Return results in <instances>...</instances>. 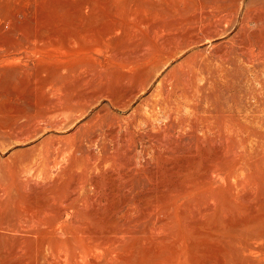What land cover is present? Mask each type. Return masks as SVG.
<instances>
[{
    "label": "rangeland",
    "instance_id": "374dc122",
    "mask_svg": "<svg viewBox=\"0 0 264 264\" xmlns=\"http://www.w3.org/2000/svg\"><path fill=\"white\" fill-rule=\"evenodd\" d=\"M83 1L85 4L81 6ZM239 1L0 0V204L6 203L8 209L5 216L1 214L2 219L16 211L14 197L21 201L15 193L18 190L26 194L27 201L33 199L30 209L35 203L41 206L37 207V218L21 215L19 220H39L37 228L41 229L56 222L65 227L63 231L78 232L87 238L88 246H92H85L81 238L67 240L60 234L53 243L69 257H57L56 262L52 260L50 264H82L83 261V264H264V0ZM219 3L240 4L241 7L231 19L230 16L224 18L227 23L220 22L223 26L211 38L182 44V48L153 72L146 89L136 93L126 108L110 106L105 97H97L80 112L79 106L69 104L72 94L83 92L85 87H100L97 81L90 82L88 75L104 78L113 71L122 73L115 67L119 57L111 58V54L98 45H124L122 50L126 55H136L140 35L151 37L158 27L152 12L164 16L166 27L181 30L197 12L208 14L202 24L218 21L226 11L217 14L206 6ZM64 6L71 13L84 15L88 38L72 47H65L60 41L39 44L35 48L30 46L27 38L33 36L35 28L45 32L32 20L31 12L45 18L60 13ZM140 17H145L146 22L138 27L142 31L136 27ZM115 24L121 29L112 30ZM131 30L138 33V41L136 38L123 40ZM148 48L146 55L160 49L155 44ZM106 57L108 60L104 61ZM64 65L68 67L66 71ZM168 79L174 88L170 101L179 100L173 121L182 123L180 130L176 127L178 124L171 125L180 131L182 144L188 143V137L193 143L192 147L185 143L183 149L174 148V153L161 152L165 161L161 156L151 160L147 147L152 142L155 144L159 131L167 129L170 121L159 113L156 122L146 128L142 123L131 127L128 119L136 122L139 113H146L152 97L163 92L160 81ZM46 81L55 85L41 86ZM63 84L65 89H56ZM192 88L198 91L192 92ZM46 96L58 97L62 108H67L60 110V115L56 113L58 119L67 118L63 127L43 126L32 137L20 140L12 132H1L7 125L26 129L31 123L26 117L32 113L31 103L39 105V114ZM195 100H198L196 106ZM229 103L233 105L231 119L225 117ZM135 108L138 110L132 114ZM209 113L213 117L210 118L213 132L202 138L191 134L189 122L197 123L200 135L204 115ZM174 142L180 144L173 135L166 143L172 148ZM126 147L135 152L132 164L127 163ZM142 149L145 154H141ZM95 162L100 167H88ZM223 164L235 170L233 177L220 185L223 180L215 176L216 172L208 177L205 170L207 165ZM197 190L200 191L193 196L192 192ZM7 194L14 203L5 202ZM180 196H185V205L177 209ZM212 199L213 204H210ZM179 211L185 218H179ZM41 221H45L44 224ZM0 242V249L5 250L1 256L7 260L5 264L32 262L28 249L32 245L30 237L26 239V244H30L24 254L12 252V241L4 242L0 238ZM93 249H97L96 255Z\"/></svg>",
    "mask_w": 264,
    "mask_h": 264
},
{
    "label": "bare ground",
    "instance_id": "6f19581e",
    "mask_svg": "<svg viewBox=\"0 0 264 264\" xmlns=\"http://www.w3.org/2000/svg\"><path fill=\"white\" fill-rule=\"evenodd\" d=\"M237 1V0H234ZM192 2V1H191ZM196 2V1H195ZM211 2V1H210ZM241 2V0L239 1ZM213 3V2H212ZM85 4V1L81 2L80 5L83 6ZM134 4V3H133ZM188 4V3H187ZM196 4V3H195ZM199 4V2L197 3ZM196 4V5H197ZM203 4V3H202ZM192 6V5H191ZM204 7V6H202ZM210 9V11H215V13L217 14H223L225 11L226 13H224V15H220L219 16V20L217 18L218 21L215 22H207L205 24H202L203 20L205 19V15L206 17L208 16V14H200V13H196V15L193 17V19L191 18V21L189 23V25H187L186 28L184 29H178V28H174V29H170L169 27H166V25H164V16H158L157 13H153L152 12V17L156 18L158 20V27L156 28L155 26H153L154 28H156V31H154V35H152L151 37H145L143 35H140V40H141V44H139V49L138 51H136V55L133 56H129L125 54V51L122 50V48L124 47V45H118V44H108V43H102L101 45H98V48H103L106 50V52H109L111 55V58H115L116 56H118L119 58L117 59V61H115V67L116 68H120L122 70V73H117L115 71L107 74L104 78H101V76L96 75L92 76L90 73V75H88L90 77V82L92 80H95V82L97 81L100 85L99 88H91L89 89L88 87H85V90L79 94H72L70 97V101L69 104L71 106H79L78 112L81 111V109H83L84 107L89 105V102L91 103V101H95V99H97V97H105V99H108L109 105L112 107H116V108H120V109H124L126 108L129 103L131 102V100L133 99V97L135 96L136 93L141 92L142 90L146 89L145 87L147 86L152 74L154 71H156L162 64H164L169 58H171V56H173L179 48H182V44L183 46H185L184 44L190 43V42H194V41H198L200 39H209L212 36H214L215 34L218 33L219 31V27H222L223 25H220L221 21H225L227 23V21L225 20V17L230 16V19L233 15H235L237 12H239L238 10L240 9L241 5L240 4H226V3H219V4H214V5H209L206 6ZM197 8V7H195ZM198 8H201V6L199 5ZM208 9V11H209ZM206 11V9L204 10ZM209 11V12H210ZM157 12V11H156ZM207 12V11H206ZM32 13V20L34 22H38L41 27L43 28V30L45 32H43L41 29L35 28L33 31V36L31 38H27V40L30 43V46H32L33 48H35L37 45L39 44H46L50 41H60L63 42L65 47L71 46L76 44V42H80V41H85L88 37V34H86V29L84 27V15H80L79 13H71V11H69L66 6L63 7L62 11L58 14L49 16V17H45V18H40L38 15H36L34 12ZM193 14V13H191ZM190 15V14H189ZM212 15V14H210ZM237 15V14H236ZM144 16V15H143ZM216 16V15H215ZM214 16V18H215ZM258 16V15H257ZM166 17V16H165ZM86 18V17H85ZM141 18V17H140ZM145 17H142L139 21L138 24L136 25V27H141L144 23H146L145 21H143ZM225 18V19H224ZM248 18V17H247ZM177 19V18H176ZM208 19V18H207ZM233 19V18H232ZM174 20V19H173ZM179 20V19H177ZM148 21V20H146ZM167 21V20H165ZM168 22V21H167ZM177 22V21H176ZM137 23V22H136ZM155 23V22H154ZM166 23V22H165ZM178 23V22H177ZM180 23V22H179ZM223 23V22H222ZM149 24V23H148ZM183 26V25H182ZM178 27V26H177ZM148 28V26H147ZM172 28V27H171ZM117 30V29H121L119 25H113L112 26V30ZM138 30H141L138 28ZM149 30V29H148ZM147 30V31H148ZM155 30V29H154ZM142 31V30H141ZM151 31V28H150ZM108 33V32H107ZM143 33V32H142ZM151 33V32H150ZM138 33L136 32V30L134 31H130L128 33V36L123 38L124 41H129L130 38H136L138 37L137 35ZM103 36V35H102ZM261 38V37H259ZM143 40V41H142ZM121 41V38H120ZM138 41V39H137ZM243 42V41H242ZM241 42V43H242ZM144 43V44H143ZM152 44H155L156 46H158V48L160 49H153V53H151L150 55H146V50H149L148 47L152 46ZM246 44V43H245ZM146 46V47H145ZM75 47V46H73ZM241 49V48H240ZM132 53V54H135ZM244 54V53H243ZM242 55V54H241ZM244 56V55H243ZM225 57V56H224ZM108 57L104 58V61H107ZM111 60V59H110ZM113 61V60H111ZM68 63V62H67ZM113 63V62H112ZM68 65V64H67ZM70 65V64H69ZM81 65V64H79ZM78 65V66H79ZM58 66V65H57ZM63 67V65L61 66ZM71 68H73L72 66H70ZM56 68V67H55ZM65 71L68 69V67L63 68ZM81 69V68H79ZM55 70H58L55 69ZM78 71V70H77ZM56 72V71H55ZM74 72V71H73ZM86 72V71H85ZM99 72V71H98ZM84 73V72H83ZM92 73V72H91ZM63 74H66V72H64ZM74 73H72L73 75ZM54 75V74H52ZM71 75V74H70ZM81 75V74H80ZM168 75V74H167ZM182 75H184V72L182 71ZM87 76V77H88ZM221 76V75H220ZM74 77V76H73ZM86 76H82L81 78L86 79ZM182 77V76H180ZM185 78V77H183ZM218 78V77H217ZM79 79V78H78ZM81 79V82H82ZM88 79V78H87ZM86 79V80H87ZM187 79V77H186ZM194 79V78H193ZM228 79V78H227ZM165 80L160 81V87L163 88V92L155 95L156 98L153 96L150 102V106L147 108V112L146 113H139L138 117L139 119H137V121L135 122L134 120H132V118L127 119L129 120L128 124L133 127V126H138L139 124H144V126L146 128H150L151 125H153V121L156 120V118L158 117L159 113L165 114L166 118L168 119V121H170V124L168 125L167 129H162L159 131L158 136V140L155 141L153 144V142L145 147L149 148V152H150V157L151 160H155L157 159V157L161 156V152L162 154L164 153V151H171L173 152V149H183L184 144L187 142H185L184 144L181 143L180 139H181V135H180V125H182L181 122L175 123L173 120H175V118L173 117V111L179 109V105H178V101H174L171 102L169 99L170 93H173L174 88L172 87V83ZM222 80V79H221ZM220 80V81H221ZM224 80V79H223ZM175 81V80H174ZM187 82V80H185ZM213 80H211L212 83ZM219 81V82H220ZM64 82V81H63ZM86 82V81H84ZM216 82V81H215ZM214 82V83H215ZM66 83V82H65ZM94 83V82H93ZM182 83V82H181ZM217 83V82H216ZM225 83V81H224ZM68 84V83H67ZM96 84V83H95ZM183 84V83H182ZM185 84V83H184ZM208 84V83H207ZM222 84V83H221ZM220 84V85H221ZM46 85H55L54 83H52L51 81H46L43 85V87H45ZM84 85V84H83ZM94 85V84H93ZM192 85V84H191ZM195 85V84H194ZM212 85V84H211ZM179 86V85H178ZM210 86V84H209ZM207 86V87H209ZM214 86V85H213ZM62 87H64V84L61 87H56L57 90H60ZM91 87V86H90ZM175 87V86H174ZM193 87V86H192ZM206 87V86H205ZM232 87V86H231ZM84 88V87H83ZM182 88V87H181ZM198 88V86H197ZM200 88V87H199ZM63 89V88H62ZM65 89V87H64ZM188 90V89H187ZM197 89L192 88V92L195 91ZM210 90V88H209ZM158 91V90H157ZM198 91V90H197ZM161 92V91H160ZM179 92V91H178ZM184 92V90H183ZM208 92V91H207ZM212 92V91H211ZM59 94V92H57ZM158 93V92H157ZM198 93V92H197ZM200 93V91H199ZM206 93V92H205ZM204 93V94H205ZM55 95L59 96L58 94L54 93ZM53 94V95H54ZM176 94V93H175ZM196 94V93H195ZM52 95V96H53ZM180 95V94H179ZM197 95V94H196ZM191 96V95H190ZM198 96V95H197ZM54 97V96H53ZM50 98V97H45L43 99V102L45 103V105H41L40 106V113L38 114L37 112V108L39 107V105H36V103H31V107H32V113L31 114H27L26 117L27 119H29V121H31L30 125L24 129H16L13 128L12 125H7L5 127L2 128V133H6V134H10L12 132L13 136L17 139H28L30 137H32L38 130H40L43 126H57L59 127H63V125L68 121L67 118L65 117L64 119H58V114H56L57 112H59L60 110H63V108L65 109V107L62 108V105L59 101V98L55 97L54 98ZM179 97V96H178ZM177 97V99H178ZM187 97V96H186ZM195 97V96H194ZM154 98V99H153ZM189 98V97H188ZM193 98V97H191ZM186 99V98H185ZM200 99V98H199ZM175 100V98H174ZM187 100V99H186ZM190 100V99H189ZM192 100V99H191ZM201 100V99H200ZM59 101V102H58ZM185 101V100H184ZM188 101V100H187ZM196 101V100H195ZM198 101V100H197ZM197 101L194 103V105L196 106ZM182 102V101H181ZM60 103V104H59ZM147 103V102H146ZM172 103L174 104L172 106ZM192 103V102H191ZM43 104V103H42ZM149 104V103H148ZM185 104V103H183ZM193 104V103H192ZM210 104V103H209ZM187 105V103H186ZM207 105V104H206ZM206 105H204L203 107L206 108ZM211 105V104H210ZM30 106V105H29ZM188 106V105H187ZM194 106V107H195ZM178 107V109H177ZM181 107V106H180ZM208 107V106H207ZM264 107V106H263ZM141 108V107H140ZM235 108V107H234ZM105 109V108H104ZM119 109V110H120ZM67 110V108L65 109ZM71 110V109H70ZM138 110V108H135L132 112L136 113V111ZM205 110V109H204ZM211 110V107H210ZM83 111V110H82ZM101 111V110H100ZM108 111V110H107ZM145 111V110H144ZM180 111V110H179ZM221 111V110H220ZM226 113L225 117H229L231 119L232 117V112H233V105H231L229 103V105H227L226 108ZM61 112V111H60ZM59 112V115H60ZM63 113V111H62ZM175 113V112H174ZM177 113V112H176ZM204 113V112H203ZM178 114V113H177ZM206 114V112H205ZM25 115V114H24ZM179 115V114H178ZM58 116V117H57ZM135 116V115H134ZM177 118V116H175ZM203 117V116H202ZM204 123L200 125V135L198 134V129L195 123H193V121L189 122L191 123V125H189L188 123V128L190 129V133L193 134L196 137H204L205 135H207V133H212L213 131V121L211 120L213 117L210 115V113L208 115H204ZM211 118V119H210ZM135 119V118H134ZM180 119V117H179ZM183 119V118H182ZM198 119V118H196ZM127 120V121H128ZM199 120V119H198ZM189 121V120H188ZM133 122V123H132ZM134 122L136 124H134ZM156 122V121H155ZM203 122V121H202ZM123 123V122H122ZM163 123V122H162ZM171 123H175V125H177L176 127H179V130L175 129V126H172ZM184 124V123H183ZM187 126V125H186ZM166 127V126H165ZM112 130V129H111ZM150 130V129H149ZM116 131V130H115ZM113 132V131H112ZM190 134V135H191ZM126 135V134H125ZM149 135V134H148ZM174 135V139L177 142L174 146H172V148L166 143L169 137L173 138ZM12 136V135H11ZM124 136V135H123ZM190 137H188V144L189 147H192V145L190 146L191 143H193V141L189 140ZM155 139V138H154ZM138 140V139H137ZM140 140V139H139ZM138 140V141H139ZM125 141V140H124ZM180 141V142H179ZM135 143V142H134ZM133 143V144H134ZM195 143L194 142V149L195 148ZM132 145V144H131ZM133 149H134V145H133ZM132 148L125 149V153L127 154L126 156V160L128 164H132V155H134V151ZM146 149V148H145ZM175 149V150H176ZM189 149V148H188ZM148 150V149H146ZM222 150V149H221ZM224 150V149H223ZM227 150V148H226ZM190 151V150H189ZM180 152V151H179ZM228 152V151H227ZM145 154V151L142 149L141 150V154ZM221 153V151H220ZM147 154V151H146ZM166 154V153H165ZM192 154V153H191ZM190 154V155H191ZM194 154V153H193ZM222 155V154H221ZM163 157V156H161ZM191 158V157H190ZM193 158V157H192ZM163 159V161H165V158H161ZM167 160V159H166ZM13 161V160H12ZM98 161V160H97ZM190 161V160H189ZM192 161V160H191ZM194 161V160H193ZM10 162V161H9ZM169 162V161H168ZM166 163V162H165ZM190 163V162H189ZM188 163V164H189ZM156 164V163H155ZM170 164V163H169ZM230 164V163H229ZM171 165V164H170ZM179 165V164H178ZM192 165V164H191ZM3 166V165H2ZM8 166V165H6ZM12 166V165H11ZM185 166V165H183ZM236 166V165H235ZM12 167H15V165H13ZM12 167L10 169H12ZM89 168L93 167V168H98L99 163H94V164H90L88 166ZM175 167V166H174ZM173 167V168H174ZM143 168V167H142ZM171 168V167H170ZM172 168V169H173ZM189 168V167H188ZM191 169V168H190ZM235 167H232L231 165L228 164H223L222 166H218V165H207L206 166V170H205V175L206 176H211V174L213 172H216V175L219 179H222L226 184V182L229 181V177L232 176ZM16 170V169H15ZM100 170V169H99ZM192 170V169H191ZM238 170V169H237ZM9 171V170H8ZM13 171V169H12ZM15 172V171H13ZM1 173V172H0ZM16 173V172H15ZM6 174V173H4ZM10 174V171H9ZM236 173H234L235 175ZM8 175V173H7ZM12 175V174H11ZM129 175V174H128ZM220 175H223L222 178L219 177ZM10 176V175H9ZM19 176V175H17ZM139 176V175H138ZM128 177V176H127ZM233 177V176H232ZM236 177V176H235ZM3 178V176H2ZM15 178V177H14ZM143 178V177H142ZM8 179V178H7ZM12 179V178H11ZM126 179V178H125ZM149 179V178H148ZM17 180V179H16ZM21 180V179H20ZM15 181V180H14ZM207 181V180H206ZM17 182V181H16ZM25 182V181H24ZM30 182V181H29ZM43 182V180H42ZM26 183V182H25ZM24 183V184H25ZM28 183V182H27ZM32 183V182H31ZM230 183V182H229ZM45 184V183H44ZM141 184V183H140ZM11 185V184H10ZM26 185V184H25ZM29 185V183L27 184ZM35 185V184H34ZM20 186V184H19ZM39 186V184H38ZM37 186V187H38ZM18 187V186H17ZM31 187V186H30ZM47 187V186H45ZM86 187V186H85ZM177 187V186H176ZM4 188V187H3ZM44 188V187H43ZM38 189V188H36ZM178 189V188H177ZM229 189V188H228ZM179 190V189H178ZM15 191V190H14ZM21 191V190H20ZM35 191V190H34ZM40 191V190H39ZM83 191V189H82ZM137 191V190H136ZM200 190L197 191H193V194L198 193ZM27 192V191H26ZM46 192V190H45ZM128 192V191H127ZM179 192V191H178ZM1 193V192H0ZM3 193V192H2ZM18 194V196L21 197V201L18 198L14 197V201H16V206L15 209L16 211L14 212V210L12 212L7 215V218L2 219L1 214H3L5 212V210L7 209V204H0V238L2 241L4 242H9L12 241V245H11V249L12 252L14 251V253H18V254H24L26 252V247H28V245L30 244H26V239L27 238H31L32 241V245L31 247H28L29 252L32 254L33 256V260L30 264H50L51 261L55 260V258L57 257H64V259H67L69 257V255L62 251L61 249H58V245H55L53 243V239L60 237L61 235H63L64 239L67 240H71L73 239H77L79 240L80 238L82 239V241H84L85 246H87L88 248L92 247L88 246L87 243V238L82 237V235L78 234V232H66L63 231L65 229L64 226H60L58 225L56 222V224H47L45 223V227L41 228H37V225L39 226V220H19V216L21 215H28L30 217H34L37 218V207L40 208L41 206H36L35 204H32L33 207L32 209L29 208V204L31 203V201H33V199L31 201H27L26 198V194L22 195L21 192H18V190L15 192ZM31 193V192H30ZM133 193V192H132ZM32 194V193H31ZM165 194V193H164ZM178 194V193H177ZM2 196V195H1ZM30 196V194H29ZM38 196V195H37ZM165 196V195H164ZM194 196V195H193ZM6 200L5 202H8L10 199L8 194L6 195ZM24 197V198H23ZM33 197V194H32ZM31 197V198H32ZM35 197V196H34ZM33 197V198H34ZM191 197V196H189ZM220 197V196H219ZM218 197V198H219ZM1 198V197H0ZM23 198V200H22ZM40 198V196H39ZM52 198V197H51ZM138 198V197H137ZM157 198V197H156ZM210 198V197H209ZM221 198V197H220ZM185 196H180L177 199V203H176V208L177 209H181L182 205L184 204L185 201ZM2 201V200H1ZM12 203L13 200H10ZM49 201V200H48ZM53 201V200H52ZM210 201V200H209ZM36 202V201H35ZM38 202H40L38 200ZM136 202V201H135ZM155 202V201H154ZM153 202V203H154ZM170 202V201H169ZM3 203V202H2ZM34 203V201H33ZM42 203V202H41ZM127 203V202H126ZM128 204V203H127ZM210 204H213V199L211 200ZM11 205V204H9ZM164 205H167V201H164ZM185 205V204H184ZM207 205V203H206ZM12 206V205H11ZM124 206V205H123ZM195 207V206H194ZM10 208V207H8ZM122 208V207H121ZM131 208V207H129ZM156 208V207H155ZM13 209V206L12 208ZM159 209V208H158ZM209 209V208H208ZM190 210V209H188ZM43 211V210H42ZM45 211V210H44ZM163 212V211H162ZM190 212V211H189ZM195 212V211H193ZM197 212V211H196ZM9 213V211H8ZM61 213V212H60ZM90 213V212H89ZM165 213V211L163 212ZM48 214V213H47ZM190 214H194V213H190ZM224 214V213H223ZM5 216V213L3 214ZM89 215V214H88ZM225 215V214H224ZM24 216V217H25ZM167 216V214H166ZM190 216V215H189ZM43 217V216H42ZM66 217V216H65ZM96 217V216H95ZM160 217V216H159ZM175 217V216H174ZM26 218V217H25ZM44 218V217H43ZM68 218V217H67ZM179 218H185V216L183 215L182 211H179ZM30 219V218H29ZM164 219V218H162ZM46 221V220H45ZM44 221V222H45ZM50 221V220H49ZM52 221V220H51ZM96 221V220H95ZM42 222V221H41ZM44 222H42L44 224ZM49 223V222H48ZM77 223V222H76ZM80 223V222H79ZM68 224V223H67ZM71 224V222H70ZM65 225V224H64ZM72 225V224H71ZM75 225V223L73 224V226ZM81 226V223L79 224ZM84 225V224H83ZM37 229H35V227ZM84 227V226H83ZM94 227V226H93ZM71 228V226H70ZM80 228V227H79ZM69 229V228H68ZM82 229V228H81ZM30 231L31 235H26V233ZM84 233V232H83ZM82 233V234H83ZM91 233V232H90ZM61 234V235H60ZM88 234V233H87ZM86 234V236H87ZM93 234V233H91ZM60 235V236H59ZM94 235V234H93ZM98 235V233H97ZM85 236V237H86ZM90 236V235H89ZM88 236V237H89ZM100 236V235H99ZM96 237V236H95ZM98 237V236H97ZM90 238V237H89ZM88 238V240H89ZM59 239V238H58ZM97 239V238H96ZM99 239V238H98ZM102 239V238H101ZM76 241V240H75ZM96 242V241H95ZM106 242V241H105ZM99 243V241H98ZM1 244V242H0ZM34 244V245H33ZM94 244V242L92 243ZM97 244V243H95ZM75 245V244H74ZM104 245V244H103ZM102 245V246H103ZM3 246V245H2ZM8 246V245H7ZM84 246V245H83ZM5 248V247H4ZM60 248V247H59ZM9 250V248H7ZM6 249V250H7ZM254 248H251V250H253ZM96 250L95 251V255L97 253V249H93ZM28 251V250H27ZM248 251V250H247ZM258 251V250H257ZM9 252V251H8ZM11 252V251H10ZM250 252V251H249ZM254 253H256L255 250H253ZM103 253V252H101ZM3 254H5V250L0 249V264H5V258H2ZM84 254V253H83ZM76 255H79V253H76ZM82 256V254H80ZM110 255V254H109ZM2 256V257H1ZM12 256V255H11ZM21 256V255H20ZM9 257V255H8ZM89 257V256H88ZM90 257H94V256H90ZM107 257V256H106ZM11 257H9L10 259ZM15 258V256H14ZM17 258V256H16ZM24 258V257H23ZM109 258V257H108ZM3 259V260H2ZM8 259V258H7ZM73 259V258H72ZM80 259V258H79ZM87 259V257H86ZM89 259V258H88ZM87 259V260H88ZM96 259V257L94 258ZM77 260V259H76ZM82 260V259H81ZM84 260V259H83ZM90 260L93 262V258H90ZM107 260V259H106ZM67 261V260H66ZM75 261V260H74ZM97 261V260H95ZM5 262V263H4ZM12 262V261H11ZM43 262V263H41ZM56 262V260L54 261ZM65 262V260L63 261ZM78 262V261H77ZM80 262V261H79ZM84 262V261H83ZM82 262V264H83ZM90 262V261H88ZM99 262V260H98ZM15 263V262H14ZM67 263V262H66ZM72 263V262H70ZM11 264V263H10ZM53 264V263H52ZM55 264V263H54ZM87 264V262H86ZM92 264V263H89ZM125 264V263H124Z\"/></svg>",
    "mask_w": 264,
    "mask_h": 264
}]
</instances>
